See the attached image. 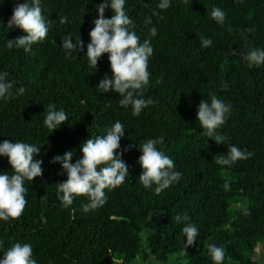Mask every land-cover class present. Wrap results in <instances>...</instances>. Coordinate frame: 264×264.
I'll return each mask as SVG.
<instances>
[{"label": "trees", "instance_id": "obj_1", "mask_svg": "<svg viewBox=\"0 0 264 264\" xmlns=\"http://www.w3.org/2000/svg\"><path fill=\"white\" fill-rule=\"evenodd\" d=\"M15 2L0 0V70L9 73L14 92L20 85L25 91L0 98V140L40 145L36 156L42 159L43 172L25 180L22 213L0 219L4 247L29 241L39 264H131L140 253L167 261L177 252L187 264H216L207 248L215 242L226 248L221 264H264V255L262 261L256 258L258 247H264V63L250 65L239 55L264 47V0H171L167 8H159L158 0H127L125 8L142 39L150 35L151 25L158 29L151 38L150 76L143 93L157 103L138 115L131 106L118 104L119 93L96 86L105 73L111 74L108 53L100 55L95 68L84 54L100 0H44L43 12L52 23L29 51L4 44L25 34L18 26H7ZM213 5L225 10L223 24L210 16ZM65 14L68 20L61 23ZM111 14L106 6L104 15ZM147 16L152 18L148 23ZM68 32L85 42L76 59L66 58L61 45V36ZM201 33L212 37V45L201 47ZM222 80L227 87H221ZM212 92L232 105L216 129L225 137L223 143L202 135L196 118L199 100ZM49 103L63 107L69 116L52 130L43 124ZM116 119L126 128L121 148L163 135V150L174 158L180 179L159 193L155 185L145 187L138 178L140 150L131 146L122 152L129 176L105 189L103 205L85 211L81 205L86 194H73V203L62 206L55 183L66 174L50 158L72 149L75 160L80 144ZM228 143L254 154L231 165L219 164L215 156L226 154ZM0 170L12 171L3 155ZM225 180L230 189L224 188ZM243 206L250 209L248 214ZM178 212L200 230L186 253V237L180 232L185 221H176Z\"/></svg>", "mask_w": 264, "mask_h": 264}, {"label": "clouds", "instance_id": "obj_2", "mask_svg": "<svg viewBox=\"0 0 264 264\" xmlns=\"http://www.w3.org/2000/svg\"><path fill=\"white\" fill-rule=\"evenodd\" d=\"M44 0H18L13 4L12 13L7 20V26H18L25 34L9 38L4 41L7 48H23L31 50L35 41L43 39L48 33L52 20L43 12ZM127 0H100L95 5L98 13L93 18V27L89 31L90 39L86 43L88 63L97 65L98 58L104 52L108 53L111 74L105 73L96 86L105 92L115 91L120 94L118 104L124 107L131 106L134 115L157 100L149 95H143L148 83L150 72L148 59L153 53L151 38L158 32L153 24L148 29L150 35L143 39L136 31L135 21L125 8ZM171 0H158L159 8H167ZM112 10L110 16H105V7ZM210 16L218 23L223 24L226 12L218 5L211 7ZM60 22L68 20V16H60ZM151 16L145 18V22L151 21ZM2 23V22H0ZM62 47L66 50L65 57L76 59L77 52L85 46V42L78 35L72 38L68 32L61 36ZM201 47L212 45L211 36H199ZM236 50L233 49V53ZM248 63L259 65L264 63V47H251L247 51L239 53ZM9 73L0 70V98L10 99L17 93L25 91L20 85L13 91L14 81L8 79ZM221 87H227L222 80ZM231 102H226L215 92L210 98L202 96L197 105L196 118L202 128V135L213 138L217 143H223L225 137L216 131L222 125L231 110ZM68 113L63 107H57L54 103L47 105L44 113L43 124L50 130L57 128L68 119ZM125 125L120 119H116L105 125L97 134L90 136L80 144L81 155L72 160L73 150L67 149L50 158V162H59L61 171L66 174V179L58 181L56 195L62 202V206L68 207L73 203V194H86L87 201L81 207L87 211L103 205L107 200L106 188L115 187L123 183L129 176V166L122 159V152L128 147L134 146L140 150L137 161L142 171L139 180L145 187L155 185L154 191L159 193L171 183L178 181L182 175L175 168L172 156L163 150L165 137L163 135L150 136L140 139L134 145L120 147V139L125 134ZM41 151L40 145L21 139L5 138L0 140V155L6 156L12 171L0 170V219L18 217L26 204L25 193L28 188L25 180L32 181L33 177L41 175L42 159L36 154ZM254 153L235 143L227 144L226 154L215 156L217 163L231 165L237 159H245ZM99 166V167H98ZM230 181L225 180L224 188L230 189ZM244 214L250 209L242 207ZM42 219H46L42 217ZM177 222L185 221L181 228V234L186 237L182 244V251L186 253L187 246L197 239L199 227L197 223L187 215L176 213ZM210 257L216 264H221L225 259L226 248L215 242L207 245ZM0 264H39L33 256V247L29 241L15 240L8 247H4L0 240Z\"/></svg>", "mask_w": 264, "mask_h": 264}, {"label": "rangeland", "instance_id": "obj_3", "mask_svg": "<svg viewBox=\"0 0 264 264\" xmlns=\"http://www.w3.org/2000/svg\"><path fill=\"white\" fill-rule=\"evenodd\" d=\"M232 208V207H230ZM178 255H181V252L174 253L170 255L167 259V261H160V260H153V257L148 256V254L140 253L137 255V257L132 261L131 264H165L168 262H172L174 259H176V264H187L186 258L179 257ZM264 255V247L263 245H260L256 251V258L259 261L263 260ZM144 258V259H143ZM143 259V260H142Z\"/></svg>", "mask_w": 264, "mask_h": 264}]
</instances>
